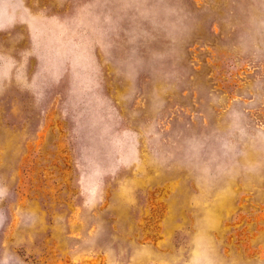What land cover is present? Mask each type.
<instances>
[{
  "label": "rangeland",
  "instance_id": "1",
  "mask_svg": "<svg viewBox=\"0 0 264 264\" xmlns=\"http://www.w3.org/2000/svg\"><path fill=\"white\" fill-rule=\"evenodd\" d=\"M0 264H264V0H0Z\"/></svg>",
  "mask_w": 264,
  "mask_h": 264
}]
</instances>
